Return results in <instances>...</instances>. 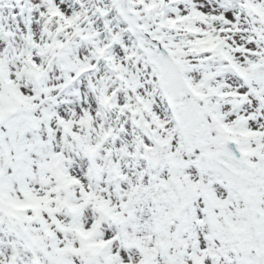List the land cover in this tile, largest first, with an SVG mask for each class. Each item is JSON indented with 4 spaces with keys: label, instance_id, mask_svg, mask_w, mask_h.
Returning <instances> with one entry per match:
<instances>
[{
    "label": "snow or ice",
    "instance_id": "obj_1",
    "mask_svg": "<svg viewBox=\"0 0 264 264\" xmlns=\"http://www.w3.org/2000/svg\"><path fill=\"white\" fill-rule=\"evenodd\" d=\"M0 264H264V0H0Z\"/></svg>",
    "mask_w": 264,
    "mask_h": 264
}]
</instances>
